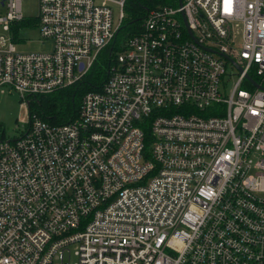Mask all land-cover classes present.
Here are the masks:
<instances>
[{"label":"built area","instance_id":"built-area-1","mask_svg":"<svg viewBox=\"0 0 264 264\" xmlns=\"http://www.w3.org/2000/svg\"><path fill=\"white\" fill-rule=\"evenodd\" d=\"M39 1L52 50L22 53L0 0V93L31 111L0 136V264H264V0L148 10L65 124L35 103L117 46L129 0Z\"/></svg>","mask_w":264,"mask_h":264},{"label":"trees","instance_id":"trees-1","mask_svg":"<svg viewBox=\"0 0 264 264\" xmlns=\"http://www.w3.org/2000/svg\"><path fill=\"white\" fill-rule=\"evenodd\" d=\"M177 2L178 0H129L127 3V19L120 30V34L126 31V38L138 33L148 10L163 4L175 5ZM34 25H36V21H34ZM22 26H24V23L15 27L14 32L19 33ZM111 49L115 50L116 46L111 44L102 53L92 70L80 83L50 96L40 97L34 107L41 117L52 124L68 123L79 109L77 107L79 93L83 96L89 91L99 90L108 78V68L114 55L111 54ZM104 54L105 56H103Z\"/></svg>","mask_w":264,"mask_h":264},{"label":"rangeland","instance_id":"rangeland-1","mask_svg":"<svg viewBox=\"0 0 264 264\" xmlns=\"http://www.w3.org/2000/svg\"><path fill=\"white\" fill-rule=\"evenodd\" d=\"M23 13L26 16V22L19 30L21 42L17 43V50L22 53H40L52 50V43L44 42L38 27L28 28L25 26L28 21L35 20L40 14L39 0H22ZM115 18L119 15V10L114 9ZM128 15V13H127ZM126 32V31H125ZM125 32L118 37V42L114 53L118 52L120 43L125 38ZM0 36L8 39V34L0 32ZM105 56V54L103 55ZM227 75L225 80V87L228 94L234 88L238 81V73L232 65L226 67ZM82 94L78 95V108L80 107ZM30 109L28 104L23 105L20 96L10 91L0 93V136L5 135L8 140L18 139L22 131H24L30 120Z\"/></svg>","mask_w":264,"mask_h":264},{"label":"water","instance_id":"water-1","mask_svg":"<svg viewBox=\"0 0 264 264\" xmlns=\"http://www.w3.org/2000/svg\"><path fill=\"white\" fill-rule=\"evenodd\" d=\"M178 3H179V5H182V0H178ZM83 68H84V66L81 65V69H83Z\"/></svg>","mask_w":264,"mask_h":264}]
</instances>
